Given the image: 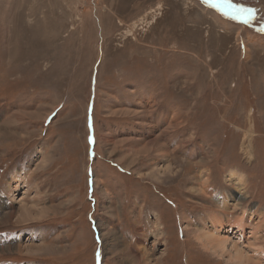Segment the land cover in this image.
<instances>
[{
	"label": "rangeland",
	"instance_id": "1",
	"mask_svg": "<svg viewBox=\"0 0 264 264\" xmlns=\"http://www.w3.org/2000/svg\"><path fill=\"white\" fill-rule=\"evenodd\" d=\"M214 3L0 0V264H264V0Z\"/></svg>",
	"mask_w": 264,
	"mask_h": 264
},
{
	"label": "bare ground",
	"instance_id": "2",
	"mask_svg": "<svg viewBox=\"0 0 264 264\" xmlns=\"http://www.w3.org/2000/svg\"><path fill=\"white\" fill-rule=\"evenodd\" d=\"M198 17V16H197ZM223 105V104H222ZM259 113V112H258ZM46 116V115H45ZM45 116H44V119H45ZM176 118H177V115H176ZM175 117L174 118H172L171 120L172 121H174L175 119H176ZM8 132V131H7ZM3 134V133H2ZM4 136V135H3ZM246 138V139H245ZM244 139H243V145L247 148L246 149V151H245V154L246 155H250L251 156V150H252V148H253V146H252V139L251 138H249V135H247L246 137H245ZM229 176L231 177H233V176H235V179L238 181V183L239 184H241V183H243V180H242V177H240V176H237V175H235L233 172H231L230 174H229ZM205 182V181H204ZM203 182V183H204ZM238 184V185H239ZM206 185H204V187H205ZM197 192V191H196ZM199 192H200V190H199ZM206 194V193H205ZM242 195V194H241ZM230 197V196H229ZM231 198V197H230ZM242 198H244V197H242ZM230 201V200H229ZM225 206H227V201H225L224 203H223ZM31 208V207H30ZM30 211H33L32 209L30 210ZM12 211H10V212H7L6 214H5V216H4V218L6 219V220H9L10 218H11V216H12ZM248 215H250L251 216V214L250 213H248L247 212V210L245 209V210H243V213H241L239 216H237V217H235V218H228L227 217V219L226 218H224V217H219V218H216V217H212V219H210V226L211 227H213V228H211V229H207L208 227H206L205 228V231L203 232V235H202V237H201V239H200V245H201V247H203V248H205V249H207V250H211V251H213L212 249L214 248V247H219V248H225L226 247V244H227V238H228V236H227V238L226 237H222L221 235H220V232H227L226 231V226L227 225H231V228H235V230L237 231V232H239V234H241L242 235V233H244L245 232V229H246V220H247V216ZM22 216V215H21ZM22 218V217H21ZM4 219V220H5ZM1 221H3L2 219H1ZM11 222V221H10ZM4 223V222H3ZM7 224V223H6ZM264 223H262V225H263ZM229 228V227H228ZM260 228H262L261 227V225H256V224H254L252 227H251V230L249 231V233H251L253 236H255L256 237V239H258V238H260V237H258L257 238V236L259 235V231H260ZM230 229V228H229ZM220 235V236H219ZM260 236V235H259ZM249 237H250V235H249ZM200 238V237H199ZM254 238V237H253ZM252 238V239H253ZM255 239V240H256ZM106 240V239H105ZM201 241H203V242H201ZM262 241V240H261ZM260 241V242H261ZM255 243V242H254ZM104 244H106V243H104ZM103 244V245H104ZM233 244V243H232ZM251 244V243H250ZM258 244V243H257ZM239 245V244H238ZM247 245V244H246ZM252 245L254 246L255 244H253L252 243ZM241 246V245H240ZM238 247V246H236V245H233L232 246V248H231V251L232 252H235V258L236 259H238V260H240V262H242V263H246V262H248L249 260H250V258L246 255V252L245 251H243L242 249H241V247ZM245 246V245H244ZM243 248V247H242ZM260 248V247H259ZM5 250V249H4ZM7 250V249H6ZM216 250V249H215ZM261 254L264 252V248H262V250H260L259 251ZM225 253V252H224ZM222 254H223V252H222ZM222 258V257H221ZM257 262V261H256ZM235 263V262H234ZM260 263V262H259ZM249 264V263H248ZM258 264V263H257Z\"/></svg>",
	"mask_w": 264,
	"mask_h": 264
},
{
	"label": "snow or ice",
	"instance_id": "3",
	"mask_svg": "<svg viewBox=\"0 0 264 264\" xmlns=\"http://www.w3.org/2000/svg\"><path fill=\"white\" fill-rule=\"evenodd\" d=\"M213 6L218 8L224 15L230 16L234 20L242 21L245 24L250 22L255 11L252 8L233 4L231 0H215ZM261 31H264V28H261Z\"/></svg>",
	"mask_w": 264,
	"mask_h": 264
}]
</instances>
